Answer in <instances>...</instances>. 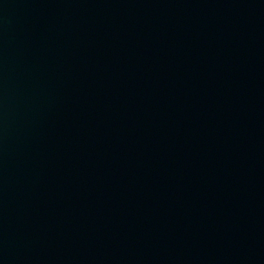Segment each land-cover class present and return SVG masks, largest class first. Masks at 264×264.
I'll return each instance as SVG.
<instances>
[{
    "label": "water",
    "instance_id": "1",
    "mask_svg": "<svg viewBox=\"0 0 264 264\" xmlns=\"http://www.w3.org/2000/svg\"><path fill=\"white\" fill-rule=\"evenodd\" d=\"M0 264H264V0H0Z\"/></svg>",
    "mask_w": 264,
    "mask_h": 264
}]
</instances>
